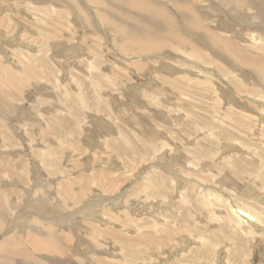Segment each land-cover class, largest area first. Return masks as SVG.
<instances>
[{
    "label": "rangeland",
    "instance_id": "obj_1",
    "mask_svg": "<svg viewBox=\"0 0 264 264\" xmlns=\"http://www.w3.org/2000/svg\"><path fill=\"white\" fill-rule=\"evenodd\" d=\"M68 263L264 264V0H0V264Z\"/></svg>",
    "mask_w": 264,
    "mask_h": 264
},
{
    "label": "crops",
    "instance_id": "obj_2",
    "mask_svg": "<svg viewBox=\"0 0 264 264\" xmlns=\"http://www.w3.org/2000/svg\"><path fill=\"white\" fill-rule=\"evenodd\" d=\"M210 115H212V114H210ZM210 118V120L213 118V117H209ZM211 122H213V120H211ZM245 122V120L244 121H236V125L234 126V127H237V128H239L238 126H241L243 123ZM238 125V126H237ZM241 132H243V131H241ZM216 136V135H215ZM242 140H244V138L242 139ZM241 140V141H242ZM219 142V141H218ZM217 146L218 147H220V143H218L217 144ZM242 148V147H241ZM246 148H249V147H246ZM251 148V147H250ZM222 151H223V153H227V155H230L229 153H235V152H238V153H240V150H237V149H234V146L233 147H231V148H223L222 149ZM242 154H243V152H242ZM243 155H245V154H243ZM230 156H232V155H230ZM251 156H253V157H255L256 156V153L255 154H252ZM251 156H248V157H251ZM248 162V161H247ZM253 163V162H252ZM254 163L255 164H257V162L256 161H254ZM247 169H248V165H246L245 163H242V164H239V165H233V166H231V167H229V173H230V177L232 178V180H233V188H229L230 190H232V191H237V189L238 188H242L244 185H242V182H241V177H242V175L247 171ZM223 186H226V185H221V184H216L215 186H212L215 190H222L224 187ZM246 187V186H245ZM252 188H255V187H252ZM239 190V189H238ZM235 191H234V193H235ZM237 192H239V191H237ZM260 193L261 192H259L257 189H255V193H253V191H252V195L253 196H255V195H260ZM240 195H242L241 193H240ZM248 203H258V201L257 200H255V199H253V198H247V200H246ZM251 201V202H250ZM258 205V204H257ZM121 210V209H120ZM200 221V220H199ZM182 235L183 236H188V237H197V235L194 233V232H191V231H189V230H183L182 231ZM198 238V237H197Z\"/></svg>",
    "mask_w": 264,
    "mask_h": 264
},
{
    "label": "bare ground",
    "instance_id": "obj_3",
    "mask_svg": "<svg viewBox=\"0 0 264 264\" xmlns=\"http://www.w3.org/2000/svg\"><path fill=\"white\" fill-rule=\"evenodd\" d=\"M94 1H97V0H94ZM127 2H128V1H127ZM134 2H135V1H131V4H134ZM141 2H142V1H141ZM149 3H151V2H149ZM131 4H129V5H131ZM136 4H137V3H136ZM134 5H135V4H134ZM134 5H133V6H134ZM148 5H149V4H148ZM148 5L143 6V9H147L148 13H149L151 16L154 15V16L157 17L158 19L163 18L164 20H165V19H166V20L170 19L169 16H168L169 18L167 17V15H166L165 12L160 11V8H159V7H156L157 5H155V7L149 6L148 8H146ZM134 7H135V6H134ZM136 7H137V5H136ZM141 7H142V5H141ZM128 8H129V7H128ZM132 9H133V8H132ZM136 9H137V8H136ZM139 10H140V9H139ZM136 11L138 12V10H136ZM143 11H144V10H143ZM143 11H142V12H143ZM135 14H139V13H135ZM142 14H143V13H142ZM145 14H147V13H145ZM145 16H146V15H145ZM142 17H143V16H142ZM147 18H148V17H146V19H147ZM149 18H150V17H149ZM143 19H145V18H143ZM160 20H161V19H160ZM135 23H138V22H134V24H135ZM139 23H140V21H139ZM141 23H142V22H141ZM163 23H164V21H163ZM169 23H170V21L167 23V25H168ZM164 24L166 25V23H164ZM145 25H146V24H145ZM145 25L142 26V24H141V26L144 27V28H145ZM136 26H137V25H136ZM147 27H148V26H147ZM168 27H172V26H168ZM136 28H137V27H136ZM149 29H150V28H149ZM121 30H122V29H121ZM129 30H130V28L128 29V31H129ZM132 30H133V29H131V31H132ZM142 31H143V33H144V32H145V29H143ZM149 31H150V30H149ZM146 32H147V31H146ZM152 32H153V31H152ZM128 33H129V32H128ZM150 33H151V32H150ZM158 33H159V32H158ZM144 34H146V33H144ZM144 34H143V35H144ZM163 34H164V33L162 32V35H163ZM130 35H131V34H130ZM137 35H138V34H137ZM143 35H141L142 38H143L145 41H147V40H146V37H143ZM148 35H149V33H148ZM151 35H152V33H151ZM153 35H154V34H153ZM158 35L161 36V34H158ZM164 35H165V34H164ZM167 35H168V34H167ZM131 36H133V35H131ZM145 36H147V35H145ZM160 36H159V38L162 37V36H161V37H160ZM127 37H129V36L127 35ZM137 37H138V38H136V40L139 39V37H140V32H139V35H138ZM148 37H150V36H148ZM151 37H153V36H151ZM151 37H150V38H151ZM213 37H214V36H213ZM213 37H211V42H212V43H214ZM155 38H156V34H155ZM155 38H154V39H155ZM157 39H158V36H157ZM139 40H140V41L142 40L141 37H140ZM139 40L136 41V42H139ZM144 40H142V41L144 42ZM155 40H156V39H155ZM155 40H154V41H155ZM147 42H148V41H147ZM205 42H206V44H209L208 41H207L206 39H205ZM141 43H142V42H141ZM141 43H140V45H141ZM145 43H146V42H144V44H145ZM154 43H155V42H154ZM223 45H224V44H223ZM223 45H221V46H223ZM150 46H151V45H150ZM156 46H157V45H156ZM218 46H219V45H218ZM224 46H225V45H224ZM224 46H223V47H224ZM153 47H154V45H153ZM228 47H229V46H228ZM226 48H227V47H226ZM226 48H221V49L223 50V53L230 51V50H228L229 48H228V49H226ZM231 48H232V46H231ZM155 49H156V48H155ZM152 50H153V49H152ZM222 50H221V51H222ZM231 52H233V51L231 50ZM228 54H229V53H228ZM228 54H227V55H228ZM232 54H234V52H233ZM228 57H231L236 63L241 61V59H239V58L236 59L234 56H230V55H229ZM257 61H258V60H257ZM262 61H263V60H262ZM244 63H245V61H244ZM240 64L242 65V63H240ZM262 64H263V62H262ZM259 65H261V64H259ZM259 65H258V66H259ZM242 66H245V65H242ZM8 76H10V74H9ZM227 162H228V161H227ZM232 178H233V177H232ZM179 184H180V182H179ZM159 186H160V185H159ZM248 212H249V211H248ZM235 214H236L237 216H240V217H243V218H246V219H249V218H250V219H253V218H252L253 215L251 216V215H249L250 213L248 214L246 211H243V210H235ZM243 218H242V220H243ZM45 236H46V235H45ZM8 239H9V238H8ZM6 240H7V239H6ZM9 240H10V239H9ZM46 241H52V240H48V239H46L45 242H46ZM150 242H151V241H150ZM46 243H48V242H46ZM46 243H45V244H46ZM147 243H148V242H147ZM4 245H6V243H5ZM4 245H3V246H4ZM148 249H149V248H148ZM197 258H198V256H197ZM68 264H69V263H68Z\"/></svg>",
    "mask_w": 264,
    "mask_h": 264
}]
</instances>
